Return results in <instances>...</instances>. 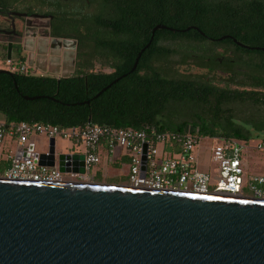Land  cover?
Wrapping results in <instances>:
<instances>
[{"label": "trees", "instance_id": "trees-1", "mask_svg": "<svg viewBox=\"0 0 264 264\" xmlns=\"http://www.w3.org/2000/svg\"><path fill=\"white\" fill-rule=\"evenodd\" d=\"M129 3L138 10L140 35L114 33L109 55L103 48L99 14L100 26L91 35L99 39L97 48L79 50L71 75L0 73L4 127L91 124L180 133L190 128L208 138L264 142V52L240 48L231 40L264 49V0H126ZM118 14L114 13L115 19ZM157 25L175 31L194 27L203 36L193 29L158 30L151 39ZM224 36L231 39L209 40ZM129 45L133 51L127 57L121 48ZM142 49L136 69L129 73L124 65ZM152 58L153 68H145ZM106 59L114 73L96 70Z\"/></svg>", "mask_w": 264, "mask_h": 264}, {"label": "water", "instance_id": "water-1", "mask_svg": "<svg viewBox=\"0 0 264 264\" xmlns=\"http://www.w3.org/2000/svg\"><path fill=\"white\" fill-rule=\"evenodd\" d=\"M190 29L203 36L194 27L175 31L157 25L151 39L158 30ZM227 38L231 39L209 40ZM231 40L240 48L264 52ZM25 152L22 157L38 166L86 173L84 155L56 154L54 139L48 140L45 152H34L33 147ZM0 264H264V201L93 182L0 178Z\"/></svg>", "mask_w": 264, "mask_h": 264}, {"label": "built area", "instance_id": "built-area-1", "mask_svg": "<svg viewBox=\"0 0 264 264\" xmlns=\"http://www.w3.org/2000/svg\"><path fill=\"white\" fill-rule=\"evenodd\" d=\"M7 72L27 74L24 59L6 60ZM15 137L17 151L8 156V168L0 178L27 182H92L87 177L101 163L98 146L106 143L107 162L112 163L115 150L128 160V184L131 188L148 191L180 192L193 195L224 194L264 201V175L243 181L240 156L249 151L264 154V142H241L233 139L208 138L191 132H158L155 129H113L87 124L82 128L18 123L7 129L0 124V142ZM42 137L47 140H66L84 152L85 175L61 173L57 167L38 166L32 158L24 159L28 139ZM219 140L202 145L203 140ZM145 164L142 170L143 147ZM202 153L217 165L213 176L207 170H198ZM247 190L250 195H244Z\"/></svg>", "mask_w": 264, "mask_h": 264}, {"label": "flooded vegetation", "instance_id": "flooded-vegetation-1", "mask_svg": "<svg viewBox=\"0 0 264 264\" xmlns=\"http://www.w3.org/2000/svg\"><path fill=\"white\" fill-rule=\"evenodd\" d=\"M116 12L119 14L115 19ZM99 14H102L105 54L109 55L114 48V33L140 35L138 10L126 4V0H0V60L7 56L14 61L37 60L54 71L57 60L52 55L61 51L72 56V74L79 50L90 52L97 48L99 39L91 35L100 26ZM87 33L90 35L86 36ZM121 49L127 57L133 51L130 45ZM105 61V65H97L96 70L114 73L112 62ZM133 64L134 61L124 67L131 70ZM148 66L153 68V58L145 68ZM203 71L208 73L206 69Z\"/></svg>", "mask_w": 264, "mask_h": 264}, {"label": "rangeland", "instance_id": "rangeland-1", "mask_svg": "<svg viewBox=\"0 0 264 264\" xmlns=\"http://www.w3.org/2000/svg\"><path fill=\"white\" fill-rule=\"evenodd\" d=\"M50 54V57L54 56V58H56V65L55 68L53 69L54 71H49V69H47L45 66L40 65L39 62L37 60H33L28 61L24 59V62L26 63V68H27V73L33 74V75H48L50 74L51 76H55V77H66L69 76L72 72V56L71 55H65V53H62L60 51V53L58 54H54L52 55ZM49 57V58H50ZM66 58V61H64ZM64 59V60H63ZM7 68V66L5 65L3 60H0V69H5ZM197 71V70H195ZM188 132H190L189 130H191L190 128H187ZM252 142H255L257 140H251ZM205 142H207V144H215L218 143L219 140L216 139H212V141L210 139L207 140H203L201 143L202 145L205 144ZM263 157V159H262ZM240 160L242 162V172H243V181L244 183L247 182L249 177H252L254 175H264V155L263 153L257 152V151H249L246 152L245 154H242L240 156ZM199 167L198 170H207L209 171L210 176H213L214 174V170L217 168V165L210 161V159L208 158L207 154H204L203 156H201L200 160H199ZM112 174V175H119L122 173V177L119 178V183L120 184H116L113 181H111V179H106L103 181H96L93 183H101V184H111V185H127L128 184V174L126 175V168L123 167L122 171L120 170H113L112 168L108 169V174ZM126 175V177H125ZM244 195H250V193L245 190L244 191Z\"/></svg>", "mask_w": 264, "mask_h": 264}, {"label": "crops", "instance_id": "crops-1", "mask_svg": "<svg viewBox=\"0 0 264 264\" xmlns=\"http://www.w3.org/2000/svg\"><path fill=\"white\" fill-rule=\"evenodd\" d=\"M41 76V75H40ZM59 78V77H58ZM0 124H4V117L0 114ZM251 143H255L250 141ZM48 140L42 137L31 136L28 139L25 149L33 147V151L37 153H42L46 151ZM17 142L15 137L6 136L0 142V172H4L8 168V156L17 151ZM107 150L108 147L106 143L102 142L98 148L97 153L101 157V163L96 166L92 173H89L87 177L92 178V182L103 181L106 179H111L116 184L119 183V178L122 177V173L119 175L108 174V169L120 170L126 168V175L128 174V160L126 157L121 155V151L116 149L114 155L112 156V163L107 162ZM55 152L56 154H83L84 150L82 147H75L71 142L66 140H55ZM204 153H202V156ZM264 155V154H263ZM263 159V157H262ZM125 175V177H126Z\"/></svg>", "mask_w": 264, "mask_h": 264}]
</instances>
